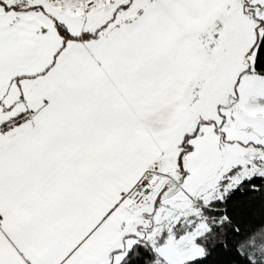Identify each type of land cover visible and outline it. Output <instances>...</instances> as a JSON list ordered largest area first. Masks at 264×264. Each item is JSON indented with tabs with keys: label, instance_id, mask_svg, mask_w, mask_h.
<instances>
[{
	"label": "snow or ice",
	"instance_id": "snow-or-ice-1",
	"mask_svg": "<svg viewBox=\"0 0 264 264\" xmlns=\"http://www.w3.org/2000/svg\"><path fill=\"white\" fill-rule=\"evenodd\" d=\"M0 264H264V0H0Z\"/></svg>",
	"mask_w": 264,
	"mask_h": 264
}]
</instances>
